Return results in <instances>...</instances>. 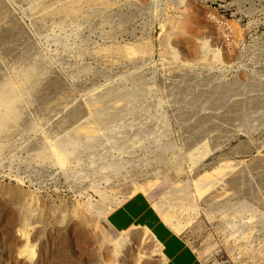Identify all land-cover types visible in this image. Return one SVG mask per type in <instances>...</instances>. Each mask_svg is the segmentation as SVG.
I'll list each match as a JSON object with an SVG mask.
<instances>
[{"label":"rangeland","instance_id":"1","mask_svg":"<svg viewBox=\"0 0 264 264\" xmlns=\"http://www.w3.org/2000/svg\"><path fill=\"white\" fill-rule=\"evenodd\" d=\"M136 193L264 264V0H0V264H160Z\"/></svg>","mask_w":264,"mask_h":264},{"label":"crops","instance_id":"2","mask_svg":"<svg viewBox=\"0 0 264 264\" xmlns=\"http://www.w3.org/2000/svg\"><path fill=\"white\" fill-rule=\"evenodd\" d=\"M108 223L117 232L133 227L148 229L158 242L160 264H204L184 238L163 221L144 193L130 196L112 210Z\"/></svg>","mask_w":264,"mask_h":264}]
</instances>
